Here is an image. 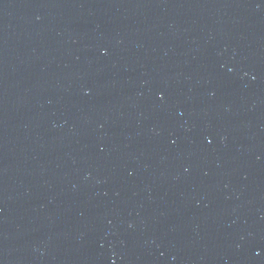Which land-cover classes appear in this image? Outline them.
Instances as JSON below:
<instances>
[{"label":"water","instance_id":"obj_1","mask_svg":"<svg viewBox=\"0 0 264 264\" xmlns=\"http://www.w3.org/2000/svg\"><path fill=\"white\" fill-rule=\"evenodd\" d=\"M0 264H264V0H0Z\"/></svg>","mask_w":264,"mask_h":264}]
</instances>
